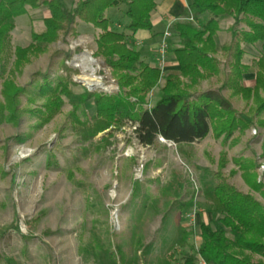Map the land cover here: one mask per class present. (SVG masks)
I'll list each match as a JSON object with an SVG mask.
<instances>
[{
	"label": "rangeland",
	"instance_id": "374dc122",
	"mask_svg": "<svg viewBox=\"0 0 264 264\" xmlns=\"http://www.w3.org/2000/svg\"><path fill=\"white\" fill-rule=\"evenodd\" d=\"M62 1L71 8L77 0ZM46 9L42 5L16 18L11 33L12 47L27 46L32 30L44 29ZM125 11L126 5L111 8L106 17L116 30L128 32L129 18ZM229 24L230 20L222 22L217 35L219 45L230 38ZM164 28L162 24L156 25L153 31L162 32ZM78 31L81 34L78 37L61 35L43 52L28 54V61H22L19 67H14L12 57L5 69L0 68L3 73L0 77V229L18 223L22 233L31 236L29 252L24 254L21 234L10 228L0 238L2 257H13L18 264H95L92 255L86 252L96 250L98 239L115 251L117 246L121 247L127 259L142 252L139 240L143 244L154 242L155 254L160 250L158 231L163 216L169 212L173 201L162 189L171 182L174 173L197 189L195 166L220 171L231 185L252 194L264 205V195L252 190L242 175V166L252 165L264 189V125L261 122L256 121L247 130L236 132L234 141L227 144L211 132L191 146V163L180 157L174 143L162 137L152 146L140 144L131 121H124L119 128L113 125L91 140L84 139L74 120L90 123L97 111L93 102L80 101L84 87L88 88L81 77L92 73L91 68L83 69V63L89 57L95 78L104 85L88 90L113 93L120 87L111 70L103 67L101 58L93 61L89 54L82 53L96 49L94 39L98 29L80 22ZM87 36L91 37L90 42ZM157 41L137 47L144 60L152 62L153 55L159 57ZM176 44L177 37L173 45ZM78 46L83 50L76 52ZM245 47L248 48L245 62L252 65L258 50L252 45ZM69 52H72L70 57ZM169 74L163 73L158 84L150 89L149 106L160 98L164 77ZM46 75L53 81L51 90L57 86L54 80L60 77L65 85H71L70 81L73 84V97L62 96L55 112L49 110L50 107L55 109L52 103L56 98L48 95L50 89H44ZM4 80L9 85L6 89ZM210 80H203L201 89L220 85L216 78ZM254 82L252 65L245 84L253 86ZM224 95L240 112L254 113L252 108L256 106L252 98L247 100L228 90ZM258 119L264 120V116ZM145 198L150 205L146 204L143 210ZM193 202L199 214L206 213L211 220L213 211L208 202L201 195ZM176 213L175 209L169 212L171 234L179 218ZM198 227L199 224V230ZM192 241L197 242L193 236ZM179 248L171 257L174 264L183 256V251H177Z\"/></svg>",
	"mask_w": 264,
	"mask_h": 264
},
{
	"label": "trees",
	"instance_id": "16d2710c",
	"mask_svg": "<svg viewBox=\"0 0 264 264\" xmlns=\"http://www.w3.org/2000/svg\"><path fill=\"white\" fill-rule=\"evenodd\" d=\"M157 3L158 0H77L69 8L62 0H0V68L5 69L12 57L14 67H19L22 61H28V54L43 52L61 35L78 37L80 22L91 23L102 31L96 38L94 57H100L103 67L111 70L120 89L106 93L84 87L80 101L93 102L97 111L90 123L74 120L84 139L91 140L113 125L119 128L124 121H131L140 144L152 146L162 137L174 143L180 157L191 163V146L211 132L227 144L234 141L236 132L247 130L254 122L264 125V120L258 119L264 116V0H190L174 23L178 45L173 52L178 69L164 77L160 98L149 106L148 93L158 84L162 69L145 62L141 52L128 40L140 29L153 30L151 13ZM42 5L48 9L44 30L33 31L29 45L12 47L11 33L16 18ZM122 5H126L127 29L131 36L112 27L106 17L107 10ZM224 20H230L227 28L230 40L219 45L216 36ZM246 45L256 46L258 50V55L252 59L256 75L253 86L245 84L252 66L245 62ZM82 50L81 46L76 48V52ZM71 55L69 52L68 57ZM2 74L0 71V77ZM211 78H216L220 85L201 89V82L211 81ZM44 79L47 84L44 89H50L53 81L48 75ZM55 81L57 86L48 94L56 98L52 103L55 109L49 108L51 112L58 110L62 96L74 95L72 81L71 85H65L61 77ZM6 83L4 80L5 89L9 86ZM227 90L247 100L252 98L256 106L252 108L254 113L249 115L237 110L224 95ZM248 165L242 166L243 178L252 190L264 195L254 167ZM195 167L197 189L176 173L162 189L164 195L167 193L173 198L169 212L175 209L179 218L171 234L169 212L163 216L158 231L161 235L159 251L154 254V242L143 244L139 240L142 252L127 259L121 247L117 246L115 251L98 239L96 250L86 252L92 255L95 264H174L171 257L177 247L183 250L180 264H198L200 258L207 264H264V205L252 194L231 185L220 171ZM235 172L233 170L232 174ZM200 195L210 205L213 215L210 222L201 221L199 230L193 231L182 225V214L193 207V201ZM142 203L143 210L150 205L148 198ZM10 228L21 234L23 252L28 254L31 236L23 234L18 223L1 228L0 238ZM194 234L198 237L197 244L189 240ZM0 264L18 263L13 257L0 255Z\"/></svg>",
	"mask_w": 264,
	"mask_h": 264
},
{
	"label": "crops",
	"instance_id": "0c3cea01",
	"mask_svg": "<svg viewBox=\"0 0 264 264\" xmlns=\"http://www.w3.org/2000/svg\"><path fill=\"white\" fill-rule=\"evenodd\" d=\"M189 2H190V0H158L156 9L154 11H152V13H151V20H152V23L154 25L153 26V30H154V27L156 25H161V24L164 25V27H165L164 30L162 32H158L159 35L157 36L158 33H155L153 30L152 31H149V30H145V29H140V30H138L133 35L132 38H129V40H128V43L132 47H134L135 49H137V47H139V46H142L145 42H156L157 40H158L157 42H158V46H159L160 41L162 39L163 32L167 29L169 22L170 21H174L173 22V25H172V32H173V34H172V36L168 40V47H167V50H166V59H165L166 60L165 61L166 62L165 63V69L162 70V75H163V73L168 74V73H171V72L176 71L178 69V63L176 61V56H175V54L173 52L174 46L176 47L178 45V44L173 45V43H175V40H176L175 30H174V23H175V21L177 19V16L182 12L184 6H187L189 4ZM46 11H48V9H46ZM46 14L47 13L45 12L44 18L48 16ZM84 23H86V22H84ZM43 24H44V19H43ZM89 24H91V23H89ZM118 27H120V26H118ZM95 28L98 29V34H97V36L94 39V41H95V48H96V38L98 37V35L102 31H101V29H99L97 27H95ZM227 28H228V26H227ZM77 29H78V27H77ZM32 32H33V30H32ZM32 32H31V35H32ZM126 34H128L129 36H131V32L130 31L126 32ZM79 35H81L80 32H79ZM87 37H88L89 42H90L91 37L90 36H87ZM31 40H32V36H31ZM216 40H217V36H216ZM229 40H230V38H229ZM253 47L255 48V46H253ZM246 49H248V48H246ZM94 51H95V49L93 50V52H91V53L89 52V53H90L91 56L93 54L92 57L96 60V57H94ZM141 57H142V53H141ZM152 60H153L152 62H148L146 60H144V61L147 62V63H149L152 66H157V67L160 68V66L158 64V56H154L153 55ZM261 196L263 197V195H261ZM182 217H183V214H182ZM198 218H199V223L201 221H205L206 223L210 222V220L206 216V213H200L199 216H198ZM182 222H183L182 225H185L186 226V224L184 222V219L182 220ZM189 240H190L191 243H193L192 237ZM177 251H183V250H182V248L181 249L179 248V249H177ZM181 258L182 257H180L179 258V261H176L175 263L176 264L181 263L182 262ZM199 263H200V260H199Z\"/></svg>",
	"mask_w": 264,
	"mask_h": 264
},
{
	"label": "built area",
	"instance_id": "2783aa9c",
	"mask_svg": "<svg viewBox=\"0 0 264 264\" xmlns=\"http://www.w3.org/2000/svg\"><path fill=\"white\" fill-rule=\"evenodd\" d=\"M173 22L174 21L169 22L167 29L163 32L162 39H161L160 44H159L158 64L162 70L165 69L166 50L168 47V40L173 34V32H172ZM163 140H165V139H163ZM198 216H199L198 208L195 205L183 214V218H184V222H185L186 226H188L193 231L197 230V226L199 224ZM193 237L198 241V237L196 234H194ZM196 244H197V242H196ZM200 263L201 264H207L205 262V260H203L202 258L200 259Z\"/></svg>",
	"mask_w": 264,
	"mask_h": 264
},
{
	"label": "bare ground",
	"instance_id": "6f19581e",
	"mask_svg": "<svg viewBox=\"0 0 264 264\" xmlns=\"http://www.w3.org/2000/svg\"><path fill=\"white\" fill-rule=\"evenodd\" d=\"M87 60L88 61H85V63H83V67H84L83 69L85 70L87 68H91L92 73L91 74H87V75H83L81 77V80L84 83H86V85H88V86L93 85L94 88L95 87H104L103 83L95 78V75H94L95 68L91 67V63L92 62H90L89 57H88Z\"/></svg>",
	"mask_w": 264,
	"mask_h": 264
},
{
	"label": "water",
	"instance_id": "95a60500",
	"mask_svg": "<svg viewBox=\"0 0 264 264\" xmlns=\"http://www.w3.org/2000/svg\"><path fill=\"white\" fill-rule=\"evenodd\" d=\"M82 53H86V54H89V55H90V53H89L88 51H83ZM90 57H91V59H92L93 61H96L91 55H90ZM85 85H86V84H85ZM87 87L90 88V89H94V86H93V85H91V86H88V85H87Z\"/></svg>",
	"mask_w": 264,
	"mask_h": 264
}]
</instances>
